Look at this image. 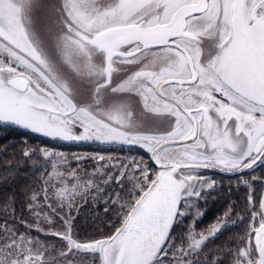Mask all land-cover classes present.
Masks as SVG:
<instances>
[{
    "label": "snow or ice",
    "instance_id": "snow-or-ice-1",
    "mask_svg": "<svg viewBox=\"0 0 264 264\" xmlns=\"http://www.w3.org/2000/svg\"><path fill=\"white\" fill-rule=\"evenodd\" d=\"M0 124L129 153L77 155L81 176L41 149L40 187L0 200V264H264V0H0ZM205 170L246 187L248 215L200 259L233 214L196 229L218 187ZM88 200L111 226L81 238Z\"/></svg>",
    "mask_w": 264,
    "mask_h": 264
},
{
    "label": "trees",
    "instance_id": "trees-1",
    "mask_svg": "<svg viewBox=\"0 0 264 264\" xmlns=\"http://www.w3.org/2000/svg\"><path fill=\"white\" fill-rule=\"evenodd\" d=\"M56 145L58 144H51L20 129L0 125V200L13 191L19 196L20 190L25 186L38 189L42 179L47 177L52 170V163L42 157L40 150L44 149L43 147L47 149V147H55ZM62 147L67 150L76 149V147ZM80 148L83 147L81 146ZM83 149L88 148L84 147ZM26 150L30 152L29 157L23 155ZM219 192L221 197L217 193L218 198L213 200L212 208H210L211 214L209 217L211 219H213V216H217L216 218L220 217L219 213H225L229 206L232 208L233 215L236 216V213H242L246 216V211H243V207L239 206L240 209L238 207V200L241 202L244 196L241 191H237V193L229 191V193L228 189H221ZM236 200L237 202H235ZM228 201L230 204H227ZM18 215L26 217L27 212L25 210L21 214L18 211ZM110 218L111 212L105 213L103 207L95 206L91 200H88L80 206L79 213L76 214L73 224L80 235L85 237L97 236L108 231L111 226L109 223ZM243 225L240 223L237 226ZM239 233V228H236L229 231L226 239L217 237L215 240L218 241L219 249H222L226 244L234 246ZM212 246L213 244L209 247V251L212 250Z\"/></svg>",
    "mask_w": 264,
    "mask_h": 264
},
{
    "label": "rangeland",
    "instance_id": "rangeland-1",
    "mask_svg": "<svg viewBox=\"0 0 264 264\" xmlns=\"http://www.w3.org/2000/svg\"><path fill=\"white\" fill-rule=\"evenodd\" d=\"M0 125L1 126H6V127L9 126L11 128H15V129H20V130H22L25 133H30L31 135H35L37 137H40L41 139H43L45 141H48L51 144H58L55 147H47V150L52 151V152H55L57 154H59V153L65 154V156H67V158H68V164L67 165H62L61 167L62 168L66 167L68 169H78V172H79V174L81 176L85 175V171L86 170L87 171H91L93 165L90 164V163L85 162L82 166H80V162L75 159V157L77 155L89 156V155H94V154H103V155H105L106 158H108L109 156H112L113 158L119 157L120 159H124L126 156L129 155L127 149L121 151V149L119 147L109 148V147H106V146L101 145L99 143L83 142V141H81V142H62V141H55V140H52L50 138L44 137L41 134L32 133V132H30L28 130H25L23 128H20L18 126H12V125H8V124H0ZM62 146H65V147H76V149L67 150V149H65ZM81 146L83 148L86 147L88 149L80 148ZM43 148L46 149V147H43ZM131 154L132 155L139 154L140 156L143 157V159L145 161H148V163H151V161L148 160L147 154L143 153L142 151L139 152V153H137L136 151H134ZM209 176L216 180V178L213 177L212 175H209ZM217 184H218V187L216 188V190L212 191L210 193V195L206 198V200L199 202V208L202 211L203 215L201 217H199L197 219V221H196V225L195 226H196V229L198 231H205V230H207L212 224L216 223L219 218L224 217V213L222 214V212L219 213L220 214V217H218V218H216L217 216H213V219H211V217H209V215L211 214L210 208H212L213 200H215V199L218 198V194H220L219 189L220 188H223V184L220 181V179H219V181H218ZM258 187H260L259 184H258ZM240 191H241L242 195H244V196L242 197V201L241 202H240V200L237 199L238 202L240 203V204L238 203V207L240 206V207H243V209H244V206H245V203H246V199L245 198L247 196V189L240 188ZM220 197H221V194H220ZM237 200L235 202H237ZM77 203H79V199L77 200ZM242 203H243V205H242ZM95 206L103 207V204L102 203L101 204H95ZM240 207H239V209H240ZM233 214L231 216L224 217L225 220L229 221V224H228L227 227L222 228L221 232L217 234V237H223V239H226L229 231L231 229H236V228H239V230H240V233L238 234L239 236H242L244 234V232H245V225H243L244 227L243 226H237L238 224H240V222H237L236 224H231L230 223V221L236 219V216L233 215ZM240 214L243 215L242 213H240ZM207 215H208V217H207ZM247 215H248V213L246 212V216ZM191 222H192V218L191 217L190 218H187L186 217L185 218L184 225L182 224L180 227H178L176 229L177 234L179 235L181 233H184L185 230H186V228H187V226H188V224L191 223ZM76 232L78 233L77 230H76ZM35 234H37V233H34V235ZM80 237L81 238H86L84 235H80ZM47 240L50 241V242H52V243H54L57 249L60 248V247H62V242H60L57 238L51 237V238H47ZM217 242L218 241L215 240V239L212 240V241H210L209 244H208L207 250L205 251V253L203 254V256H201L199 258L200 259H204L206 257L207 258H211L217 252L221 251V249H219V247H218V243ZM212 244H213L212 250L209 251V247ZM45 255L47 257L48 256V253H46ZM51 255H52L53 260L62 259V257L59 256V252L58 251L52 252ZM225 259H227V257H225Z\"/></svg>",
    "mask_w": 264,
    "mask_h": 264
},
{
    "label": "flooded vegetation",
    "instance_id": "flooded-vegetation-1",
    "mask_svg": "<svg viewBox=\"0 0 264 264\" xmlns=\"http://www.w3.org/2000/svg\"><path fill=\"white\" fill-rule=\"evenodd\" d=\"M205 171L208 173V175H212L213 177H215L217 180V183L220 179V181L223 184V188H220L219 190L228 189V192L231 191L232 193L233 192L237 193V191H240V188L246 189V187L243 184H241L239 180L234 176L225 175L220 172H213L209 170H205ZM252 174L260 176V177H264V168L257 167ZM258 184L259 182H254V189H255L254 199L257 203L259 201L260 191H261V185L259 184L260 187H258ZM227 204H230V202L228 201Z\"/></svg>",
    "mask_w": 264,
    "mask_h": 264
}]
</instances>
